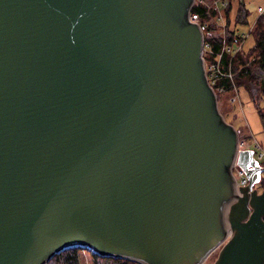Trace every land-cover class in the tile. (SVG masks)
<instances>
[{"label":"water","instance_id":"water-1","mask_svg":"<svg viewBox=\"0 0 264 264\" xmlns=\"http://www.w3.org/2000/svg\"><path fill=\"white\" fill-rule=\"evenodd\" d=\"M196 0H0V264L70 246L142 264H264V167L237 163Z\"/></svg>","mask_w":264,"mask_h":264},{"label":"rangeland","instance_id":"rangeland-1","mask_svg":"<svg viewBox=\"0 0 264 264\" xmlns=\"http://www.w3.org/2000/svg\"><path fill=\"white\" fill-rule=\"evenodd\" d=\"M228 2H231V0H228ZM241 2H244V6H246L250 11V15H249L250 23L247 25H240V24L236 25L237 23L236 14L238 11V6L240 5ZM205 3L209 11L208 18L203 20L201 18L192 17L193 20H196L197 23H199L202 26L204 36L209 37V35L210 36L214 35L218 37H225L227 38V42L229 41V38H231L230 39V41H232L231 50H229L227 53L228 56L229 55L230 57L232 56L231 59L234 58L241 50H243L245 53H249L250 49L254 45L253 29H254V23L259 18L258 8L264 7V0H233L232 3L233 5H231L230 3V9L227 10L222 9L219 12L216 10L217 7L215 8V2L213 0H205ZM213 12H215L216 14ZM209 30H211L210 34L208 33ZM249 31H251V34L248 36L247 33H249ZM241 35L243 37V41L241 43V48H239V44L237 41H235V39L239 41ZM207 56L209 55L207 54V51L204 50V57L207 66V71L211 83L214 86L218 84L221 78L223 77L220 76L217 77L215 80H213L212 77L210 76L209 67L212 63H217L219 61V56L217 55L213 59H210L209 57V60L207 59L208 58ZM222 71H226V70H222ZM216 92L218 95L219 107L221 112L224 114L227 121L232 123L239 132V138H240L239 148L241 147L243 149H252L255 147L253 146L247 147L248 142L257 143L261 149L255 148L257 149V151H255V157L257 158L258 163L264 166V159L258 158L259 151L264 150L263 125L259 117L258 110L255 107L251 97L247 93L243 91H238L237 89L232 94L227 93L226 89H221V88ZM263 103H264V98H261V104ZM238 170L236 169V173L238 172ZM262 178H264V171L260 172L259 180L256 183L255 187L264 188L261 187ZM221 247L213 251L209 255V257L204 261L203 264H213L216 258L218 257ZM82 264H93L91 257L90 255H88V253L87 254L83 253Z\"/></svg>","mask_w":264,"mask_h":264},{"label":"trees","instance_id":"trees-1","mask_svg":"<svg viewBox=\"0 0 264 264\" xmlns=\"http://www.w3.org/2000/svg\"><path fill=\"white\" fill-rule=\"evenodd\" d=\"M230 3L233 5V0ZM191 15L192 17H200L203 20L209 16L206 7L201 4L193 6ZM249 15L250 11L244 6V2H241L236 14V25L249 24ZM253 35L254 45L249 53L241 50L232 59V56H228L227 52L222 54L221 65L223 70H231L233 79L230 77L221 78L220 82L214 85V88L216 91L220 88L226 89L227 93L230 94L235 92L236 89L247 93L258 110L264 131V103L261 104V98H264V16L258 18L254 23ZM208 42L211 47V53L207 52L209 55L207 59L209 60V57L213 59L222 52L223 43L219 39H207ZM261 187H264V178H262ZM83 253L90 255L93 264H141L126 258L102 257L91 249L81 246L71 247L55 254L46 264H82Z\"/></svg>","mask_w":264,"mask_h":264},{"label":"built area","instance_id":"built-area-1","mask_svg":"<svg viewBox=\"0 0 264 264\" xmlns=\"http://www.w3.org/2000/svg\"><path fill=\"white\" fill-rule=\"evenodd\" d=\"M215 2V8L216 10L219 12L220 10L224 9V10H227V9H230V2H228V0H213ZM196 4H201V5H204L207 9V13L209 15V11H208V8L206 6V3H205V0H196L195 1V5ZM258 12H259V18L264 16V7H259L258 8ZM216 14V13H215ZM197 18H200V17H197ZM196 21V20H195ZM202 27V26H201ZM203 29V28H202ZM209 34L211 33V30H209L208 32ZM251 34V31H249V33H247V35L249 36ZM211 36H214V35H211ZM209 35V37H205V41H206V44H205V51L207 52H210L211 53V50H210V43L208 42L207 43V39L209 40H216V39H219V40H222V43H223V47H222V52H220L218 54L219 56V61L217 63H212L209 67V72H210V76L212 77L213 80H215L217 77H220V76H226V77H230L232 78L233 77V74L230 71H227L228 73L226 75H221V70H223V66L221 65V61L220 59L222 58V54L224 53V51H227V50H231V42L229 38V41L227 42V38L225 37H218V36H214V37H211ZM211 37V38H210ZM240 40L238 41L237 39H235V41L238 42L239 44V48H241V43L243 41V37L241 35V37L239 38ZM253 146L257 149H261L260 146L257 144V143H253V142H248V146ZM258 158L259 159H264V150H260L259 151V154H258ZM246 179L243 178V182L242 184H245L246 183Z\"/></svg>","mask_w":264,"mask_h":264},{"label":"bare ground","instance_id":"bare-ground-1","mask_svg":"<svg viewBox=\"0 0 264 264\" xmlns=\"http://www.w3.org/2000/svg\"><path fill=\"white\" fill-rule=\"evenodd\" d=\"M192 21H194V22H197V21H195V20H193V18H192ZM204 50H205V38H204V46H203V58H204V67H205V72H206V76H207V79H208V82H209V84H210V86L214 89V91H215V93H216V96H217V100H218V95H217V92H216V90H215V88H214V86H213V84L211 83V80H210V77H209V74H208V71H207V66H206V62H205V57H204ZM228 51L229 50H227V51H224V52H227L228 53ZM221 75H226L228 72H226V71H222L221 70ZM223 78H225L226 76H222ZM218 106H219V100H218ZM219 109H220V107H219ZM220 112H221V110H220ZM221 114H222V117L225 119V121L227 122V123H229V124H231V125H233L232 123H230L229 121H227V119L225 118V116H224V114L221 112ZM234 126V125H233ZM234 128L236 129V127L234 126ZM236 131H237V135H238V141H237V147H236V155H235V158H234V161H233V164H232V176H233V179H234V195H235V193H236V188H239V187H243V186H246V185H248L249 184V178L246 176V173H245V171L243 170L244 168L239 164V163H237V159H238V155H239V152H240V150H251V151H253V157L256 159V161H257V158L255 157V151H257V149H255V148H252V149H243V148H239V143H240V138H239V132H238V130L236 129ZM257 164H259V165H261L260 163H258V161H257ZM262 166V165H261ZM243 168V169H242ZM236 169L238 170V172L236 173ZM237 175V176H236ZM259 175H260V173H259ZM243 178H245L247 181H246V183L245 184H242V182H243ZM259 180V179H258ZM258 182V181H257ZM256 182V183H257ZM256 183H255V185H256ZM255 185H254V188H257V187H255ZM258 189V188H257ZM264 190V189H263ZM258 193H261V192H259V190H258ZM225 212H226V210L224 211V218H225V223H227L226 224V229H225V236H224V238H223V241H222V243L218 246V247H215L208 255H207V257L200 263V264H203L204 263V261L209 257V255L213 252V251H215L217 248H220L221 246L223 247V245L225 244V243H227L231 238H232V236H233V233H230V228H229V223H228V221H226V217H225ZM77 246H79V245H74V246H70V247H68V248H71V247H77ZM222 247H221V249H222ZM65 249H67V248H65ZM65 249H63V250H65ZM221 249H220V251H221ZM62 250V251H63ZM220 251H219V253H220ZM61 252V251H60ZM59 253V252H58ZM57 254V253H56ZM53 257V256H52ZM51 257V258H52ZM218 257H219V254H218ZM217 257V258H218ZM216 258V259H217ZM127 259V258H126ZM216 261V260H215ZM138 262V261H137ZM142 264V263H141ZM214 264V263H213Z\"/></svg>","mask_w":264,"mask_h":264},{"label":"flooded vegetation","instance_id":"flooded-vegetation-1","mask_svg":"<svg viewBox=\"0 0 264 264\" xmlns=\"http://www.w3.org/2000/svg\"><path fill=\"white\" fill-rule=\"evenodd\" d=\"M263 166V165H262ZM264 167V166H263ZM258 188V190H259V192H262L263 191V189L264 188H259V187H257Z\"/></svg>","mask_w":264,"mask_h":264}]
</instances>
